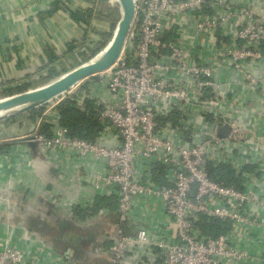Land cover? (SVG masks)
I'll return each mask as SVG.
<instances>
[{
	"label": "built area",
	"instance_id": "1",
	"mask_svg": "<svg viewBox=\"0 0 264 264\" xmlns=\"http://www.w3.org/2000/svg\"><path fill=\"white\" fill-rule=\"evenodd\" d=\"M134 4L117 61L48 105L51 136L39 119L21 139L102 161L89 176L93 194L118 201L106 264H264V21L229 0ZM79 90L82 108L98 102L97 140L68 136L53 111ZM172 115L176 123H161ZM210 164L230 165L239 186L213 179ZM137 213L147 226L128 229ZM214 225L217 236L204 228ZM0 242V264H55Z\"/></svg>",
	"mask_w": 264,
	"mask_h": 264
},
{
	"label": "crops",
	"instance_id": "2",
	"mask_svg": "<svg viewBox=\"0 0 264 264\" xmlns=\"http://www.w3.org/2000/svg\"><path fill=\"white\" fill-rule=\"evenodd\" d=\"M229 1L253 8L264 21V0ZM87 6L84 0H0V88L33 79L48 64V49L63 56L73 40L85 42L81 49L94 48L109 24L94 19L84 39L85 26L69 11ZM257 70L264 77V63ZM31 124H0V137L18 138L8 153L0 150V239L55 264H106L118 201L93 194L89 176L103 171L102 161L30 146L21 136ZM138 213L128 229L147 226Z\"/></svg>",
	"mask_w": 264,
	"mask_h": 264
},
{
	"label": "trees",
	"instance_id": "3",
	"mask_svg": "<svg viewBox=\"0 0 264 264\" xmlns=\"http://www.w3.org/2000/svg\"><path fill=\"white\" fill-rule=\"evenodd\" d=\"M88 6L85 8H77L75 10H70L71 19L85 26L86 35L84 39L87 38L91 25L94 19L107 22L109 24V29L105 31H99V39L94 41L96 43L94 48H90L88 51L83 49L82 52H78L80 59V64L90 61L92 58L98 55V53L106 47V45L112 40L114 31L120 20V6L117 2L113 0H84ZM85 43V42H84ZM84 43H79L77 40L70 41L68 43V51L65 55L59 56L54 53L53 50H47V56L49 57L48 64L39 68L38 72L46 71L47 75L41 77L36 81L32 79L28 81H22L16 86H9L4 91L0 92L2 97H9L17 93L25 92L29 89L40 87L47 84L51 80L58 78L60 74H64L69 70L73 69V66H66L63 63V58H71L75 63H78L76 52L84 46ZM88 48V47H85ZM79 65V64H77ZM76 65V66H77ZM58 67L61 68L59 71ZM82 90L73 93V95L67 96L62 99L59 103L55 105L53 111H57L59 114V125L67 129V135L74 138H81L86 140H97L104 131V124H102L98 117V102L93 98H85V107H81L77 103V97L81 96ZM48 105L40 106L34 109H30L23 113L14 115L7 118L4 123H15L18 122L23 124L26 120L36 123L41 119L37 131L46 136L52 135L53 121L52 117L46 115ZM179 116L172 115L171 117H163L160 119L161 123L172 122L176 123ZM19 141V140H18ZM13 143L2 142L0 144V150L4 153H8ZM209 172L213 179L223 181L225 184L232 185L235 184L239 186L242 179L240 174H238L230 165L220 164L214 166L209 165ZM105 205L110 203L111 199L108 197L104 198ZM104 200L100 201L103 204ZM212 235L217 236L221 233L222 229L214 226L204 227Z\"/></svg>",
	"mask_w": 264,
	"mask_h": 264
},
{
	"label": "water",
	"instance_id": "4",
	"mask_svg": "<svg viewBox=\"0 0 264 264\" xmlns=\"http://www.w3.org/2000/svg\"><path fill=\"white\" fill-rule=\"evenodd\" d=\"M115 1L120 6L121 17L114 32V36L105 51L98 57L95 56L96 58L94 57L89 62L71 69L64 75L51 80L47 84L1 99L0 120L10 118L43 105L53 104L55 100L68 89L85 78L108 69L117 61L126 42L134 18L135 4L134 0ZM34 129L35 123H32L30 129L26 133L31 134ZM227 132L228 127L224 126L219 130L218 134L225 136ZM32 139L33 136L29 139V145L38 148V144L32 141Z\"/></svg>",
	"mask_w": 264,
	"mask_h": 264
},
{
	"label": "rangeland",
	"instance_id": "5",
	"mask_svg": "<svg viewBox=\"0 0 264 264\" xmlns=\"http://www.w3.org/2000/svg\"><path fill=\"white\" fill-rule=\"evenodd\" d=\"M113 1H115V0H113ZM116 2V1H115ZM120 14H121V10H120ZM118 25V24H117ZM117 28V27H116ZM116 30V29H115ZM115 32V31H114ZM114 36V35H113ZM109 44V43H108ZM108 44L106 45V47L108 46ZM106 47L105 48H103L99 53H98V55L96 56V57H98L101 53H103L104 51H105V49H106ZM83 49H86L87 51L90 49V48H83ZM83 49H79L77 52H76V54H75V56H77L76 58H77V61H78V63H75L74 62V60L72 59L71 60V58L69 57V58H63V63H66V66H73L74 64H79V65H81L80 64V57L78 56V52L80 53V52H82V50ZM95 57V58H96ZM89 62V61H88ZM86 63V62H85ZM73 64V65H72ZM82 64H84V63H82ZM74 65L75 67H77V66H79V65ZM73 66V67H74ZM74 67V68H75ZM58 69H59V71L61 70V68L60 67H58ZM70 71V70H69ZM67 73V72H66ZM65 74V73H64ZM63 73L62 74H60V76H62V75H64ZM47 75V72L46 71H43V72H38L37 74H35V77L32 79V81H36V80H38V79H40L41 77H44V76H46ZM59 76V77H60ZM17 85V83H13V84H8L7 86H4V87H2V88H0V92L1 91H4L6 88H8L9 86H16ZM3 98H6V97H2L1 95H0V100L1 99H3ZM44 106V105H43ZM6 119H2V120H0V124H3V122L5 121Z\"/></svg>",
	"mask_w": 264,
	"mask_h": 264
}]
</instances>
